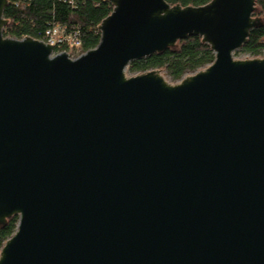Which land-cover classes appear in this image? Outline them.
Masks as SVG:
<instances>
[{
    "label": "water",
    "instance_id": "obj_1",
    "mask_svg": "<svg viewBox=\"0 0 264 264\" xmlns=\"http://www.w3.org/2000/svg\"><path fill=\"white\" fill-rule=\"evenodd\" d=\"M106 1L71 57L4 36L0 0V264H264V56L234 55L256 0ZM194 35L206 66L126 72Z\"/></svg>",
    "mask_w": 264,
    "mask_h": 264
},
{
    "label": "trees",
    "instance_id": "obj_2",
    "mask_svg": "<svg viewBox=\"0 0 264 264\" xmlns=\"http://www.w3.org/2000/svg\"><path fill=\"white\" fill-rule=\"evenodd\" d=\"M173 5H201L209 0H165ZM112 6L106 0H74L72 4L62 0H8L3 10V16L8 19L3 29V35L14 38L31 36L41 39L48 26L58 22L66 29L78 32L80 46L72 51L79 55L97 45L100 31L97 26L107 16ZM61 10L63 14H61ZM253 16L261 21L253 27L246 42L234 52L235 56H259L264 54V0H256ZM67 46L55 47L63 50ZM214 59V52L200 36H188L179 40L173 47L155 52L148 56L129 62L126 67L128 74H136L151 69L164 70L171 81H178L184 75L190 74ZM18 216L9 217L0 224V248L4 241L15 231Z\"/></svg>",
    "mask_w": 264,
    "mask_h": 264
},
{
    "label": "built area",
    "instance_id": "obj_3",
    "mask_svg": "<svg viewBox=\"0 0 264 264\" xmlns=\"http://www.w3.org/2000/svg\"><path fill=\"white\" fill-rule=\"evenodd\" d=\"M63 2H68L72 4L74 0H62ZM24 37V36H22ZM21 37V38H22ZM43 42L53 46V54L59 52H67L71 57H76L72 54L74 49L79 48L80 39L77 30L75 29H66L65 25L61 23H54L51 26H48L45 31L43 37L40 39ZM66 45L67 48L63 50L55 51V47H62Z\"/></svg>",
    "mask_w": 264,
    "mask_h": 264
},
{
    "label": "rangeland",
    "instance_id": "obj_4",
    "mask_svg": "<svg viewBox=\"0 0 264 264\" xmlns=\"http://www.w3.org/2000/svg\"><path fill=\"white\" fill-rule=\"evenodd\" d=\"M61 14H63V11L61 10ZM245 56H247V55H239L238 57H245ZM259 56H264V54L263 55H259ZM161 70V69H160ZM161 72H162V74L168 79V80H170V78L165 74V72H164V70H161ZM171 81V80H170ZM172 82H174V81H172Z\"/></svg>",
    "mask_w": 264,
    "mask_h": 264
}]
</instances>
